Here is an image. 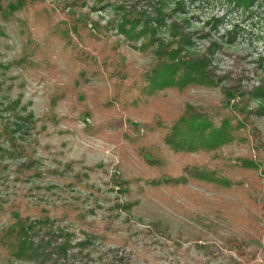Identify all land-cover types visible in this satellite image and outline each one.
Masks as SVG:
<instances>
[{
    "label": "rangeland",
    "instance_id": "obj_1",
    "mask_svg": "<svg viewBox=\"0 0 264 264\" xmlns=\"http://www.w3.org/2000/svg\"><path fill=\"white\" fill-rule=\"evenodd\" d=\"M128 9L142 21L143 13L161 10L156 38L167 42L184 31L190 41L181 53L207 54L220 82L163 88L158 105L174 115L190 105L217 126L237 119L236 137L219 147L223 157L216 161L198 151L189 157L220 165L227 176H245L241 187L221 192L189 183L188 191H170L166 186L156 190L142 179L128 181L149 170L128 140L143 132L144 123L128 101L112 98L134 93L136 81L156 62L154 47L144 44L153 32L142 30V21L128 35L118 29ZM74 19L85 28L73 31ZM80 52L90 58H81ZM118 66L122 71L116 73ZM236 83L239 90L228 92ZM258 85L262 88L254 90ZM240 90L258 93L242 95ZM7 100H17L22 115L31 112L34 129L29 133L14 124ZM151 136L172 162L183 158L156 132ZM12 138L15 145L30 142L37 170L28 181L12 180L16 163L24 158L23 152L9 155ZM263 160L264 0L239 5L228 0H0L1 198L21 196L20 206L31 215L42 208L73 230L74 240L83 236L82 221L103 226L116 211L114 202L127 200L130 221L120 215L106 230L104 243L97 239L89 246L93 255L125 246L132 260L143 264H264ZM76 172L80 182L70 188L64 180ZM61 197L76 204L82 221L64 216L62 201L57 203ZM19 212L0 201V230L13 224ZM155 222L167 227L170 240L158 233L143 239L134 231ZM128 224L131 236L124 229ZM6 263L0 251V264Z\"/></svg>",
    "mask_w": 264,
    "mask_h": 264
},
{
    "label": "trees",
    "instance_id": "obj_2",
    "mask_svg": "<svg viewBox=\"0 0 264 264\" xmlns=\"http://www.w3.org/2000/svg\"><path fill=\"white\" fill-rule=\"evenodd\" d=\"M228 1L234 5H239L251 3L253 0ZM160 11L157 10L156 12L154 10L152 14L150 12L143 13L146 19L142 21L141 16H132L133 10L128 9L122 13L118 27L119 30L125 31L128 35L133 33V30L142 21V30L153 32L144 39V44L154 47L153 55L156 59L153 66L145 71L139 81H136L138 82V89L134 93L129 91V93H126V98L123 96L121 98L113 96L112 98L120 104H125L128 101L144 123L143 132L140 135L136 133L128 135V140L133 152L142 161V164L147 165L149 170L145 176L139 174L136 178L128 181L134 182L142 179L156 190L160 186H166L170 191H176L177 189L188 191L190 188L189 183L221 192L230 191L235 186L241 187L246 181L245 176L239 179L234 178L233 175L227 176L225 168L220 165L211 161L204 162L199 158L189 157V153L193 151L203 152L216 161L223 157L219 147L223 142L236 137V124H240L237 119H234V124H231L229 120H224L217 126L206 114L190 105L186 106L177 115L165 111L162 106L158 105L162 101L159 93L163 88L178 91L189 84H195L196 81L216 84L221 80L210 69L206 53L191 54L186 51L181 53L182 45L184 46L190 41L184 31L176 32V38L173 36V39L167 42L154 36L155 26L159 23V16L162 14V11ZM81 27L85 28L79 20H72L71 29L73 31L76 32ZM85 55L84 52H80L81 58L85 59ZM103 63L106 62L103 61ZM113 69L116 73L122 71L119 66ZM117 85L122 86V84ZM239 87L241 85L236 83L232 84L231 88L227 90L233 93L239 90ZM260 88L262 87L258 85L253 89ZM240 91L243 92L242 95L245 93H258L246 92L248 90ZM17 102V100H7L5 109L15 119L14 124L17 127H24L25 131L29 133L30 130L34 129L32 114L28 112V114L22 115L18 112L16 110ZM139 105H141V108ZM151 105L154 109L150 112L148 108ZM152 132L158 134L160 140L169 147L172 153H179L183 158L179 157L176 163L172 162L167 152L162 151L159 139L151 136ZM15 140L14 138L9 155L13 157L15 153L23 152L24 158L16 163L12 180L13 182L28 181L31 172L37 170L34 166L35 160L32 157V152L29 153L30 142L15 145ZM243 164L248 165L249 162L245 161ZM61 177L64 176L61 174ZM80 178L81 174L76 172L64 181L67 186L73 188L72 185L80 182ZM21 198L20 196L18 199H2L0 193V201L8 204L17 213L20 211L13 224L6 225L0 230V251L5 254L6 264H16L18 260L31 262L28 264H143L140 261H133L131 258L132 253L130 251L128 253L125 246L115 249L107 248L103 252L98 251L97 256L93 255V248H89V246L93 247L94 240L99 239L104 243V240L107 239L106 230L117 223L120 215H125V222L130 221L129 207L131 204L127 200L114 202L111 209L115 208V213H112L111 217H105V221L108 222H104L103 226H97L91 222L82 221L84 218L83 212L76 213L77 208L74 202L67 201L65 198L62 199V197L59 198L57 203L62 201L59 205L63 207L64 216L75 215L78 220L82 221L80 230L83 236L74 240L75 232L69 230L67 225H60L55 216L45 214L42 208L36 207L37 213L35 212L36 214L33 213L32 215L23 211L20 206L23 203ZM90 211L94 210L91 209ZM124 229L127 231L128 236H131L129 234V224ZM134 231H136V234H141L143 239L146 237L154 238V233H158L162 238H167L165 240L171 238L167 227L159 224V222L145 225L143 228H137Z\"/></svg>",
    "mask_w": 264,
    "mask_h": 264
}]
</instances>
